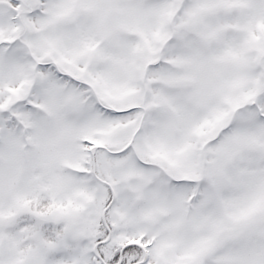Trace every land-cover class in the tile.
<instances>
[{"label": "snow or ice", "instance_id": "obj_1", "mask_svg": "<svg viewBox=\"0 0 264 264\" xmlns=\"http://www.w3.org/2000/svg\"><path fill=\"white\" fill-rule=\"evenodd\" d=\"M0 264H264V0H0Z\"/></svg>", "mask_w": 264, "mask_h": 264}]
</instances>
